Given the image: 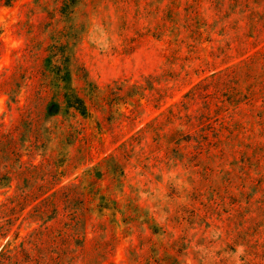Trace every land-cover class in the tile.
Masks as SVG:
<instances>
[{
  "label": "rangeland",
  "instance_id": "obj_1",
  "mask_svg": "<svg viewBox=\"0 0 264 264\" xmlns=\"http://www.w3.org/2000/svg\"><path fill=\"white\" fill-rule=\"evenodd\" d=\"M4 251L264 264V0H0Z\"/></svg>",
  "mask_w": 264,
  "mask_h": 264
},
{
  "label": "trees",
  "instance_id": "obj_2",
  "mask_svg": "<svg viewBox=\"0 0 264 264\" xmlns=\"http://www.w3.org/2000/svg\"><path fill=\"white\" fill-rule=\"evenodd\" d=\"M209 88H210V86H206V88L203 91H199L201 89L198 88V90H196L194 93H189L186 97H189L190 95L193 94V99H195L196 97L202 98L204 100V103L207 105V107H209L212 104L211 102L213 100L217 99V94L219 93V91H215L214 93H212V92L209 91ZM75 98H76V101H75L76 110L79 113H81L82 115L86 116L87 108H86V105H85L84 101L81 98L77 97V96ZM209 116H210L209 113H207L205 115L202 114L201 118H202V120H203V118H206L205 120L208 121L207 126H208V128L211 129V128H213L212 127L213 125L211 123V118ZM188 117L191 120L193 119V117L191 115H188ZM217 121H219V120H217ZM205 123L206 122L203 121L202 123H200V126L205 127ZM219 125H220V129L218 130L219 132H221L222 130H226L227 129V125H226V123H225V121L223 119H222V121H220ZM202 138H203V140L206 139V137H202ZM22 251H19V253L22 252ZM20 254L23 255V253H20ZM0 258H4L3 260H5V261H11V256L7 255L5 251H4V253L0 254Z\"/></svg>",
  "mask_w": 264,
  "mask_h": 264
}]
</instances>
